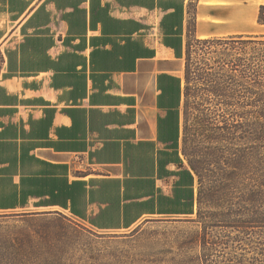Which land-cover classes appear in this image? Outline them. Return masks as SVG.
Masks as SVG:
<instances>
[{
	"label": "crops",
	"instance_id": "1",
	"mask_svg": "<svg viewBox=\"0 0 264 264\" xmlns=\"http://www.w3.org/2000/svg\"><path fill=\"white\" fill-rule=\"evenodd\" d=\"M262 9L264 0H0V213L63 211L98 231L192 216L196 181L190 205L180 146L157 130L159 77L183 88L184 60L165 42L180 39L184 52L188 38H264Z\"/></svg>",
	"mask_w": 264,
	"mask_h": 264
},
{
	"label": "trees",
	"instance_id": "2",
	"mask_svg": "<svg viewBox=\"0 0 264 264\" xmlns=\"http://www.w3.org/2000/svg\"><path fill=\"white\" fill-rule=\"evenodd\" d=\"M263 13L264 9L261 23ZM191 41L197 52L191 50ZM165 45L184 60L183 88L180 79L169 76H163L170 82L163 87L159 77L157 106L166 115L158 118L157 130L159 139L167 132L174 150L180 146L188 167L190 205L194 204V179L199 185L191 213L198 215L199 224L192 242L199 248L194 263L264 264V38H188L184 52L180 39L167 40ZM192 52L201 56L199 62H193ZM192 80L200 84L198 92L204 99L196 130L202 139L194 154L188 155L181 150L183 131L188 130L186 126L183 130L182 108L187 99L191 109ZM230 245L241 246V253H226L220 262L214 259L218 248Z\"/></svg>",
	"mask_w": 264,
	"mask_h": 264
},
{
	"label": "rangeland",
	"instance_id": "3",
	"mask_svg": "<svg viewBox=\"0 0 264 264\" xmlns=\"http://www.w3.org/2000/svg\"><path fill=\"white\" fill-rule=\"evenodd\" d=\"M191 43V50L197 52L193 41ZM194 52L191 58L199 62L201 56ZM189 87L192 88L191 109L185 99L183 130L185 126L188 130L183 131L181 150L193 155L202 139L196 130L198 109L204 99L198 92L199 83L192 80ZM198 188L197 183V191ZM197 221V214L153 217L129 230L98 231L63 211L1 212L0 264H195L199 248L192 242L199 230ZM224 232L228 235L226 230ZM234 234L229 231L230 237ZM231 246L218 248L214 259L220 262L226 253H241V246ZM243 249L248 251L247 257H251L248 245Z\"/></svg>",
	"mask_w": 264,
	"mask_h": 264
}]
</instances>
